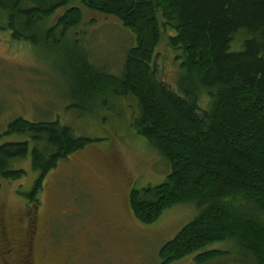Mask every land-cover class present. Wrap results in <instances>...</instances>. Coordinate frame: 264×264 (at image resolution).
<instances>
[{"label": "trees", "instance_id": "obj_1", "mask_svg": "<svg viewBox=\"0 0 264 264\" xmlns=\"http://www.w3.org/2000/svg\"><path fill=\"white\" fill-rule=\"evenodd\" d=\"M82 6L135 34L120 74L97 67L70 37L84 21ZM0 28L16 41L57 48L81 114L114 98L135 102L136 133L171 170L162 183L131 190L133 214L150 224L178 204L193 202L199 210L161 247L162 264L227 240L264 264V0H0ZM240 31L248 37L231 50ZM165 37L177 53L176 90L158 72ZM6 134L26 138L0 144V188L25 176L15 163L30 156L39 176L22 195L35 211L46 175L91 141L59 121L21 117ZM221 254L208 250L195 259L203 264Z\"/></svg>", "mask_w": 264, "mask_h": 264}, {"label": "rangeland", "instance_id": "obj_2", "mask_svg": "<svg viewBox=\"0 0 264 264\" xmlns=\"http://www.w3.org/2000/svg\"><path fill=\"white\" fill-rule=\"evenodd\" d=\"M82 8L84 21L70 37L77 39L97 67L120 74L127 50L136 45L135 34L113 16ZM247 37L240 31L231 50L241 49ZM157 52L159 76L176 90L177 53L169 49L166 37ZM57 60L53 45L35 47L16 41L0 28V144L26 138L6 134L8 124L20 117L59 121L72 127L77 136L91 139L45 177L36 208V252L58 263L71 256L79 264H162L161 247L196 218L198 208L193 202L178 204L150 224L135 217L129 203L131 190L162 183L171 168L159 151L136 133L133 122L139 112L133 100L114 98L107 107L81 114L74 107L69 70H62ZM15 167L26 174L2 182L0 229L5 226L13 238L22 240L26 237L23 217L29 206L22 192L32 188L39 174L30 156L17 160ZM208 250L222 254L203 264H255L232 240L212 243L170 264H199L195 257Z\"/></svg>", "mask_w": 264, "mask_h": 264}, {"label": "flooded vegetation", "instance_id": "obj_3", "mask_svg": "<svg viewBox=\"0 0 264 264\" xmlns=\"http://www.w3.org/2000/svg\"><path fill=\"white\" fill-rule=\"evenodd\" d=\"M23 221L26 223V237L22 240L13 238L5 226L0 229V243L2 246L0 247V264H79L71 256H67L61 263L47 257H40L35 248V237L38 236L39 229L36 211L26 207Z\"/></svg>", "mask_w": 264, "mask_h": 264}]
</instances>
